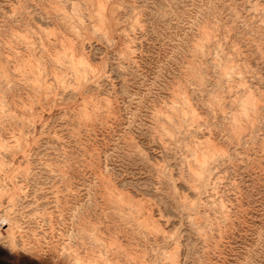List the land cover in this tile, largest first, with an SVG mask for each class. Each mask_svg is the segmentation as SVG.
<instances>
[{
	"label": "rangeland",
	"instance_id": "rangeland-1",
	"mask_svg": "<svg viewBox=\"0 0 264 264\" xmlns=\"http://www.w3.org/2000/svg\"><path fill=\"white\" fill-rule=\"evenodd\" d=\"M0 264H264V0H0Z\"/></svg>",
	"mask_w": 264,
	"mask_h": 264
}]
</instances>
